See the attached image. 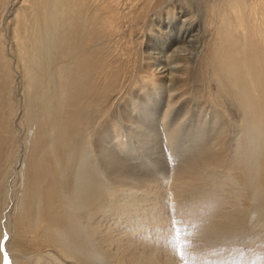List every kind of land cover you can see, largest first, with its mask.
I'll use <instances>...</instances> for the list:
<instances>
[{"label": "bare ground", "instance_id": "obj_1", "mask_svg": "<svg viewBox=\"0 0 264 264\" xmlns=\"http://www.w3.org/2000/svg\"><path fill=\"white\" fill-rule=\"evenodd\" d=\"M195 86L212 113L191 137L183 118L167 120ZM162 94L153 127L150 104ZM115 101L139 119L129 134L138 148L107 119ZM183 139L190 157L165 169L179 192L219 197L218 206L238 199L218 227L236 228L249 210L264 223V0H0V240L8 236L10 264H99L98 217L134 219L147 195L103 193L97 158L111 182L124 180L113 150L136 156L163 142L171 154Z\"/></svg>", "mask_w": 264, "mask_h": 264}, {"label": "rangeland", "instance_id": "obj_2", "mask_svg": "<svg viewBox=\"0 0 264 264\" xmlns=\"http://www.w3.org/2000/svg\"><path fill=\"white\" fill-rule=\"evenodd\" d=\"M11 54L10 58L13 60V55ZM15 88L13 98L19 108L17 112L19 113L21 111L22 99L21 95H19L18 77H15ZM196 88L198 90H195ZM199 88L195 86L189 97L186 96L182 100L181 98L177 100L178 103L174 110L170 112L167 120L169 125H174L183 118L180 124L181 131L186 134L189 132L188 135L191 137L195 133V124L199 119L205 118L209 121L212 113L209 104L204 102L205 97L201 96L202 89ZM133 94L132 99L134 101L136 99L137 101L136 94L138 92L135 91ZM115 102L111 106L107 119L115 121L114 123L118 126L119 133L124 138L125 136L130 138L132 135L131 130L137 131L134 119H139L131 112V116L127 117L123 112L125 110L124 102ZM166 102L165 95L163 96L162 94L161 98H157L155 103L150 104L151 111L148 112V115L151 116V125L153 127H157L159 124L158 118L162 114ZM187 110L189 111L185 114ZM96 121L98 122V120H95L94 126L97 129L98 124ZM95 128L93 127L94 130H96ZM17 132L18 135H21L23 133L22 127ZM235 135L236 133L234 132H230L229 134L232 144L237 139ZM146 140H148L147 136H141L138 143L142 144ZM129 142L134 148H138L135 139L131 141L130 138ZM147 143V145H144L143 151L139 148L140 151L136 153V156L127 154V151L113 150V153L124 164L123 172L124 174L126 173V176H124L126 179H121L122 182L120 179H115V182L110 181L106 164L101 158H97L95 162V166L98 172H100L99 177L104 183L106 182V185L108 184L103 193H106L108 189L118 193L121 192L120 198L139 194L140 192H145L147 195L142 200V205L140 204L143 208L139 210L141 208L140 205L135 207L140 212L137 213L134 219L127 217V215L114 219L98 217L101 226L90 240L94 241L90 243L98 246V241L104 238L103 243L99 246L102 253V260L99 264H114V262L115 264H264V223L257 221L255 218L251 219L249 217V210L245 214L247 215L246 220L243 222L245 225L241 222V227L239 225L236 227L237 229H230L232 231L227 228L218 227V223L222 222L221 218L224 210L229 211L230 204L239 200L236 199L230 203L231 201L227 202L228 200L226 199L227 201L224 206H218L219 197H215L214 199L208 197L207 199L203 193L189 196L183 195L184 193L179 192L177 182L165 171V169L171 167V161L174 163L182 162V160H186L185 158L190 157L189 153L184 156L180 153L182 145L184 144L183 148L188 145L187 140H179L178 147L176 145V150L171 154L163 142L160 144H155L156 142ZM218 170L219 172L221 171V169ZM155 174L157 176L160 175L159 180L155 181V179H152ZM202 178L203 180L200 183L207 181L209 176L208 174H203ZM200 183L199 181L193 182L196 186ZM137 184L138 187L133 188ZM120 185L122 187H119ZM124 185L126 186L124 187ZM184 188L188 189L189 186L187 185ZM223 196L226 197L227 194L225 193ZM105 197L102 203H105ZM117 203L114 202L112 207H115ZM140 217H143L141 222H136ZM106 228L109 229L108 234L106 233ZM0 242L2 252L4 253L3 264H10L11 260L5 249L6 243L9 246L8 236H3ZM117 246L121 247L123 252L121 255L123 256L114 259L115 254L118 253ZM39 248V251L43 250L42 247ZM153 249H156L157 253L148 260L135 259L137 256L141 257V254L148 253Z\"/></svg>", "mask_w": 264, "mask_h": 264}]
</instances>
